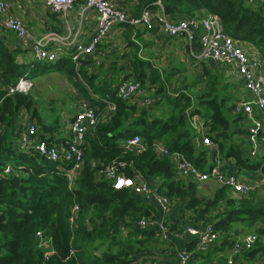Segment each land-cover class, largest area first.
Here are the masks:
<instances>
[{
  "label": "trees",
  "instance_id": "1",
  "mask_svg": "<svg viewBox=\"0 0 264 264\" xmlns=\"http://www.w3.org/2000/svg\"><path fill=\"white\" fill-rule=\"evenodd\" d=\"M154 1L140 0L142 9L134 15H140L145 8L155 10ZM163 5L172 20L199 16L203 11L217 13L225 32L240 43L253 45L264 60L263 1L163 0ZM125 26L131 33L135 31L134 26ZM212 63L215 69L204 68V87L192 95L180 91L177 96H169L159 71L151 68V84L159 82L157 93L164 99L160 110L158 104L134 105L118 97L116 88L111 89L108 81L99 85L94 73L84 67L76 69L71 56L55 62L19 61L18 50L0 37V264H139L147 252L142 246L147 241L159 242L154 230L142 229L136 223L141 216L149 215L153 206H148L132 190L114 188L100 172L115 158L130 163L125 169L130 176L160 180L158 191L181 203L182 215L174 221L169 233L182 232L187 225L202 227L213 222L224 240L234 244L240 235L234 231V225L248 221L259 239H263L264 227H258L257 223H264V199L254 204L251 193L233 197L232 189L226 186H219L212 197L200 196L197 182L178 178L170 156H159L154 149L155 142L160 140L170 152H181L200 169L209 171L207 167H213L210 158H216V153L198 146L197 131L187 125L188 115H199L219 152L234 158L238 168L258 167L264 162V156L252 161L243 147L232 141V126H239L244 120L242 114L235 112L242 83L233 77L226 80L217 64ZM146 64L142 60L135 62L134 75L142 83L146 79L142 66ZM52 71L65 73L79 93L97 106L105 108L106 101L116 104V110L89 131L84 164L73 188H69V181L61 171L71 164L47 161L20 144L24 131L22 109L45 124L35 98L31 93L7 94L8 87L21 76L33 79ZM91 91L103 95L105 102L103 98H94ZM59 121L55 118L51 129H58ZM234 133L244 135L249 131L242 125ZM134 134H140L148 144L143 154L126 152L121 143V139ZM7 165L12 167L10 174L5 173ZM74 203L80 206L76 224L70 220ZM212 212L214 215H210ZM38 231L50 238L47 255L40 246ZM259 242L261 245L262 241ZM255 252L254 249L247 254Z\"/></svg>",
  "mask_w": 264,
  "mask_h": 264
},
{
  "label": "built area",
  "instance_id": "2",
  "mask_svg": "<svg viewBox=\"0 0 264 264\" xmlns=\"http://www.w3.org/2000/svg\"><path fill=\"white\" fill-rule=\"evenodd\" d=\"M53 11L66 12L72 9L81 0H44ZM87 8L94 9L98 14L97 26L94 34L87 44H73L71 52L72 60L78 65L84 55H91L102 43L114 26L132 25L135 28L143 27L152 29L159 25L163 33L172 37L182 38L192 43L199 39L200 50L194 56L202 61H212L224 69L225 74L230 78L238 76L242 81V87L251 96L242 95L235 103V112L242 114L249 121L247 130L249 131V158L258 157L263 149L261 146V137L264 131V70L259 58L251 55L240 43L234 40L225 32L221 17L217 13L206 12L203 16H194L172 20L165 13L163 0H155L153 5L155 10L150 8L143 9L140 15L128 14L125 10L117 7L109 0H82ZM264 2V0H261ZM0 29L5 32H12L16 38L28 40L31 36L26 24L15 15L9 12V4L5 0H0ZM55 42H65V37L55 31L48 32L32 41L33 54L37 60L55 62L59 59V53L54 47ZM72 44V43H69ZM34 85L32 78L21 76L18 81L8 87L7 94L28 93ZM158 90L154 84H147ZM117 96L123 100L132 103V101L144 94L140 104L142 106L153 105L157 97L147 95L143 83L139 80L125 79L116 87ZM155 91V92H156ZM1 102V100H0ZM116 110V104L112 101H106L105 110L102 112L100 107L84 99L79 102L78 111L71 120V130L73 137L62 149L48 143L44 139L38 138V127L35 123L30 124L21 134L20 144L24 148H31L39 155L50 162L65 161L71 164L70 167L62 168V173L69 181V188H73L80 176L83 166L86 144V137L99 120L113 113ZM192 126L197 132H201L202 144L209 150L219 156L218 144L215 143L207 133V127L204 125V119L199 115L190 116ZM206 132H203V130ZM125 151L134 155L143 154L148 149V144L140 134H134L124 141ZM154 149L159 156L169 155L174 162L178 178L192 180L194 182H204L214 180L220 186L231 188L236 196H248L256 185L244 181L238 173H225L218 168H211L209 171L202 170L193 162L188 160L181 152H170L168 148L157 140ZM130 166L127 160L115 158L100 171L107 180L112 182L116 189H129L137 195L153 199L159 205L163 213L170 210L172 200L158 191L156 185L146 180H137L135 177L126 173V168ZM12 167L7 165L5 173L10 174ZM138 176V175H137ZM136 176V177H137ZM80 206L74 203L70 220L72 223L78 222ZM137 225L146 229L154 225L155 220L142 216L136 222ZM159 229L163 239L168 238V228L162 219L159 222ZM183 233L190 234L197 239V251L205 252L212 247L221 235L216 231L213 222H207L202 227L187 226ZM40 246L48 250L50 238L43 231L37 232ZM259 236L256 233L248 235H239L233 244V253L229 256L227 262L233 263L234 254H243L250 251ZM191 253L187 250L177 252L176 260L168 261L163 259H141L139 264H188ZM264 264V261L262 262Z\"/></svg>",
  "mask_w": 264,
  "mask_h": 264
},
{
  "label": "crops",
  "instance_id": "3",
  "mask_svg": "<svg viewBox=\"0 0 264 264\" xmlns=\"http://www.w3.org/2000/svg\"><path fill=\"white\" fill-rule=\"evenodd\" d=\"M5 1L9 4V12L20 18L26 24L31 35L28 40H21L16 38L14 33L5 32L3 29H0V37H4L7 43L11 44L14 50H18L19 61L28 63L36 61L37 59L34 56L31 47L32 41L34 38H38L51 31L58 32L65 37V42H55L53 44L59 53V59L70 57L74 47L73 44H87L94 34L97 26L98 14L94 9L87 8L82 0L66 12L53 11L44 0ZM109 1L117 7L125 10L128 14L137 13L140 8V0ZM250 1L251 3H255L258 0ZM141 9L142 8H140V10ZM205 13L206 11H203L198 15L203 16ZM243 46L251 55L261 60L262 69L264 70V60L258 49L246 42L243 43ZM200 47L201 45L199 39L189 43L182 38L166 35L163 33L159 25L153 27L152 29L138 27L135 28L133 33H131L127 26L117 25L112 28L107 38L100 43L98 49L94 53L91 55H84L80 59V63L78 65L76 64V69L79 70L81 67H84L89 73H94V75H96L95 82L97 84H104L105 81H108L111 85V89L115 90L117 85L122 80H125V76L128 75V78L126 79L129 80L137 78L136 75H134L136 70L135 62L137 60L147 62L148 64H146V66H142L144 70L146 69V79L143 83V86L145 87L144 93L147 95H153L154 97L156 95L157 101L153 105H161L164 102L162 97L163 95L158 94L156 89L147 85L151 82L153 83L150 78V69L155 68L159 71L161 80L164 84H166V90L168 91L169 96H177L180 91H184L187 94L192 95L204 87L203 80L205 66L208 68H214L212 61H202L194 56V54L199 52ZM217 68L226 80L229 79L222 67L217 65ZM232 79L242 81L238 76H233ZM158 83L159 82L156 81L154 86L156 87ZM172 88L175 90L171 92ZM241 93L247 98L251 96L245 89H243V87L241 88ZM92 96L96 99L103 98V95H97L94 92H92ZM144 97V94L136 97L132 101V104L141 105V99ZM79 99H76L77 101L75 100L76 102L70 105V109H67V111L63 110L64 115L62 114L63 111L60 112L62 120L59 121L58 129H51L50 125L54 126L55 117H53L49 112H45L37 106L38 113L41 115L43 123H45L42 124L38 117L34 118L30 111L25 108L22 109L20 118L24 129H26L30 124L35 123L38 127V138L44 139L48 143L62 149L73 137L71 120L78 111L79 102L84 99L92 102L84 96ZM103 101L105 102V98H103ZM194 106H196L195 102ZM100 110L103 112L105 108L100 106ZM188 117H190V115H188ZM188 121L194 130V127L192 126V118H189ZM247 122L249 123L245 117L241 123H238L239 126H236V124L233 125L231 131L234 135L232 137V141L234 140L239 143L248 153L250 148L248 134L243 135L234 133L236 127L240 128L242 125L243 128L247 129ZM60 123H62V125ZM45 125H47L48 128H45ZM203 132H206V130L204 129ZM260 137L263 149L258 154V157H255V159L251 158L252 161H258L262 156H264V131ZM124 141L125 139H121L122 144H124ZM195 141L198 146H204L202 144L201 132H197ZM210 163L213 165L212 168H218L220 171L225 173H238L242 180L256 185V188L251 191V195L255 194L256 198H258L253 201L254 204L256 202L258 203L264 197V171L262 170L264 162H262V164L258 167H247L245 165V167L238 168L234 158L223 156L220 153L216 158L211 157ZM207 168L211 169L210 166ZM135 178L137 180H146L142 175H138ZM149 181L156 186L160 185V180L150 179ZM197 184L199 194H204V197L207 198L212 197L220 186L214 180L198 182ZM231 193L233 197L236 196L234 191L231 190ZM171 200L172 205L170 210L163 213L160 205L155 200L144 198V201L148 204V206H153V208L149 215L143 216L150 217L155 220L154 225L148 228L155 231L159 242L152 245V241H147V244L144 246V248L146 247L145 249L147 252L143 254L141 259H163L174 261L176 260L177 252L187 250L191 253L188 264H229L227 260L233 253V244L227 243V240H224V236L221 235L219 241H217L207 251L199 252L197 251L196 237L183 233L184 229L182 232L172 234L171 232L169 233L174 221L176 222L182 215V210L180 208L181 203L177 200ZM210 215H214L213 212ZM162 219L169 230V237H175L173 241L169 237L168 240L162 238L159 229V222ZM186 223H188V220ZM257 225L258 227H264V223L261 221H259ZM242 226H247L250 228V231L239 230L235 232H239L240 235L256 233L254 228L249 226L248 221L236 223L234 225V230H236L235 228L241 229ZM260 240L262 241L261 245V242H259ZM259 241L251 249L256 250L253 255L247 254L249 251L243 254H234L232 264H262L264 261V237L263 239H259ZM190 244L191 246H189Z\"/></svg>",
  "mask_w": 264,
  "mask_h": 264
},
{
  "label": "rangeland",
  "instance_id": "4",
  "mask_svg": "<svg viewBox=\"0 0 264 264\" xmlns=\"http://www.w3.org/2000/svg\"><path fill=\"white\" fill-rule=\"evenodd\" d=\"M32 80L34 82V85L28 93H31V95L35 98V104L43 111L49 112L53 117L58 118L60 120H62L60 112H62L63 110L67 111V109H70V105L77 101L76 99L83 97L75 89L73 83L67 78V76L63 72H45L43 75L35 77ZM174 90L175 89L172 88L171 92ZM158 108L161 110L162 106L159 104ZM64 111L62 112L63 115ZM234 117L235 115L232 114L231 118ZM60 124L62 125V123ZM187 125L188 127H191L189 121ZM199 195L204 196V194L201 193ZM252 198L253 201L258 199L256 198L255 194L252 195ZM263 199L264 197L259 201V203ZM235 229L236 230L234 231H250V228H248L247 226H242L241 229ZM124 237H127L126 233L124 234ZM154 244H157V242L152 241V245ZM145 245H143L142 247H144Z\"/></svg>",
  "mask_w": 264,
  "mask_h": 264
},
{
  "label": "water",
  "instance_id": "5",
  "mask_svg": "<svg viewBox=\"0 0 264 264\" xmlns=\"http://www.w3.org/2000/svg\"><path fill=\"white\" fill-rule=\"evenodd\" d=\"M262 170L264 171V166H263V169Z\"/></svg>",
  "mask_w": 264,
  "mask_h": 264
}]
</instances>
